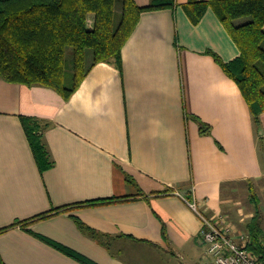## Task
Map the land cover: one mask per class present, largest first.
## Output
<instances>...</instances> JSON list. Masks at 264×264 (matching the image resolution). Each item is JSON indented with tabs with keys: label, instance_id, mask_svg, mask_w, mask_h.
I'll list each match as a JSON object with an SVG mask.
<instances>
[{
	"label": "crops",
	"instance_id": "obj_1",
	"mask_svg": "<svg viewBox=\"0 0 264 264\" xmlns=\"http://www.w3.org/2000/svg\"><path fill=\"white\" fill-rule=\"evenodd\" d=\"M172 1L140 14L121 69L96 63L68 100L50 87L0 78V229L72 206L1 232L5 264H83L36 235L96 264H209L202 220L185 199L241 229L235 193L264 179V114L256 128L238 85L214 58L229 62L239 50L213 6L197 23L187 13L190 1L211 0ZM21 116L49 124L43 136L53 164L43 171ZM196 118L210 134L200 133ZM167 188L173 192L152 195ZM140 192L134 200L76 205Z\"/></svg>",
	"mask_w": 264,
	"mask_h": 264
},
{
	"label": "trees",
	"instance_id": "obj_2",
	"mask_svg": "<svg viewBox=\"0 0 264 264\" xmlns=\"http://www.w3.org/2000/svg\"><path fill=\"white\" fill-rule=\"evenodd\" d=\"M116 0H0V78L28 86L41 85L57 91L65 100L76 91L89 69L99 62L122 68V47L135 29L143 11L173 7L172 0H152L145 6L135 0H121L119 17H115ZM212 5L220 21L237 45L239 55L220 64L238 85L247 102L256 128L262 127L264 114V0L190 1L186 7L190 19L197 23ZM21 123L40 171L52 166L41 125L36 118L21 116ZM201 134H210V126L196 118ZM130 182L133 180L129 179ZM173 192L167 188L152 195ZM249 200L253 213L244 224L249 236L248 248L264 264V227L262 208L251 180ZM145 196H114L76 205H102ZM72 206H62L20 220L0 229L26 227L29 222L49 217ZM78 226L87 229L79 220ZM166 237L165 228H162ZM36 235V234H35ZM43 241L83 264H96L48 238ZM0 264H5L0 256Z\"/></svg>",
	"mask_w": 264,
	"mask_h": 264
},
{
	"label": "built area",
	"instance_id": "obj_3",
	"mask_svg": "<svg viewBox=\"0 0 264 264\" xmlns=\"http://www.w3.org/2000/svg\"><path fill=\"white\" fill-rule=\"evenodd\" d=\"M185 200L202 220L201 240L213 264H263L248 248L249 236L246 231L238 229L224 215L206 217L195 202Z\"/></svg>",
	"mask_w": 264,
	"mask_h": 264
},
{
	"label": "rangeland",
	"instance_id": "obj_4",
	"mask_svg": "<svg viewBox=\"0 0 264 264\" xmlns=\"http://www.w3.org/2000/svg\"><path fill=\"white\" fill-rule=\"evenodd\" d=\"M118 4H119V2L116 3L117 6H118ZM115 17L117 19L119 17V13H116ZM259 146H260L259 147L260 153H262V155H263V152L261 151V149H263V147H264V139L259 141ZM251 182L254 186L255 193L259 198V202H260V205L262 208L261 223L264 227V179L257 181V182H253L251 180ZM235 194H236V197L239 199V204L237 206L241 207L243 210V215L239 216V220L237 221V223H238V226L244 230L245 229L244 228L245 222L253 213V203L249 200L248 182H247V184L243 183L242 185H238V190ZM235 210H236V208H235ZM231 218L232 219L235 218L234 220H237L236 215H234L233 213L231 215ZM208 257H209L208 259L210 262L209 264H213L214 261L212 260V258L210 256H208Z\"/></svg>",
	"mask_w": 264,
	"mask_h": 264
}]
</instances>
